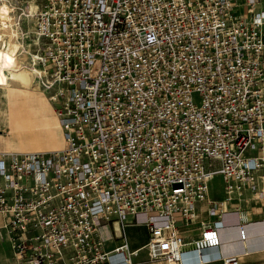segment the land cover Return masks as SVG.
<instances>
[{"label": "built area", "instance_id": "2783aa9c", "mask_svg": "<svg viewBox=\"0 0 264 264\" xmlns=\"http://www.w3.org/2000/svg\"><path fill=\"white\" fill-rule=\"evenodd\" d=\"M259 4L39 0L30 71L63 146L0 151V235L16 263L136 264L126 230L140 226L150 262L240 264L239 253L205 252L222 245L227 205L238 202L230 212L245 242V192L264 199ZM203 213L214 220L185 241Z\"/></svg>", "mask_w": 264, "mask_h": 264}, {"label": "rangeland", "instance_id": "374dc122", "mask_svg": "<svg viewBox=\"0 0 264 264\" xmlns=\"http://www.w3.org/2000/svg\"><path fill=\"white\" fill-rule=\"evenodd\" d=\"M38 5L39 0H0V10L5 11L0 14V151L52 152L63 146L50 102L36 74L29 71L39 48L34 34ZM6 45L8 50L2 48ZM214 180L221 189L220 177ZM216 197L222 195L216 192ZM137 230H126L131 247L134 238L140 239L147 232L145 228ZM10 256L9 249L0 242V264H19L13 258L9 260Z\"/></svg>", "mask_w": 264, "mask_h": 264}, {"label": "crops", "instance_id": "0c3cea01", "mask_svg": "<svg viewBox=\"0 0 264 264\" xmlns=\"http://www.w3.org/2000/svg\"><path fill=\"white\" fill-rule=\"evenodd\" d=\"M256 8L264 9V0H260V4L256 6ZM240 13H245L247 7L245 3H241L239 9ZM63 142V141H62ZM259 175V187L264 189V173L261 172ZM215 182V181H214ZM223 185V184H222ZM217 195L221 194L222 198L217 199ZM212 196L217 200L222 201L224 199V188L220 189L213 184ZM238 205V202H234L233 204H229L226 206V209L229 210V213L226 214L222 219V226L220 229V234L222 237V245L215 250H210L205 252L208 256H213L216 254H233L239 253L241 254V262L240 264H264V241L261 238V234L264 231V199L263 200H255L251 192L246 191L243 201L241 203L242 209L247 212V229L249 234V239L245 242L240 240L238 233V218L232 211L233 208ZM201 210L205 209L203 204L199 205ZM214 219H210L207 214H201V218L197 223L192 224L186 230L183 231L185 241L189 242L197 237H199L201 233V222L203 221H212ZM3 216L0 215V230L2 227ZM137 230V228L141 229L144 227L134 226L132 227ZM146 229V228H145ZM147 230V229H146ZM138 231V230H137ZM142 238L132 240V247L130 246L131 252H134V261L136 264H151L148 260L146 246L148 244V231L144 234ZM0 242L9 249L11 252V256L8 258L12 260L13 252L11 250V246L6 239H2L0 235ZM115 245L112 244L111 247ZM244 253H247L244 255ZM195 254H191L187 261L196 259Z\"/></svg>", "mask_w": 264, "mask_h": 264}, {"label": "bare ground", "instance_id": "6f19581e", "mask_svg": "<svg viewBox=\"0 0 264 264\" xmlns=\"http://www.w3.org/2000/svg\"><path fill=\"white\" fill-rule=\"evenodd\" d=\"M0 14H1V15H4V14H5V11L2 12V9H1V10H0ZM0 36H1V35H0ZM2 44H3V43H2ZM0 48H1V47H0ZM2 48L8 50V46H7V45L4 46V47H2ZM29 71H30V70H29ZM1 122H2V121H1ZM0 124H1V123H0ZM61 148H62V147H61ZM61 148H60V149H61ZM200 226H201V224H200ZM201 228H202V226H201Z\"/></svg>", "mask_w": 264, "mask_h": 264}]
</instances>
